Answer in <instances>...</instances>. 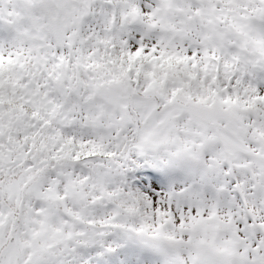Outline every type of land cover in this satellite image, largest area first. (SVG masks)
<instances>
[{
	"label": "snow or ice",
	"instance_id": "snow-or-ice-1",
	"mask_svg": "<svg viewBox=\"0 0 264 264\" xmlns=\"http://www.w3.org/2000/svg\"><path fill=\"white\" fill-rule=\"evenodd\" d=\"M0 264H264V0H0Z\"/></svg>",
	"mask_w": 264,
	"mask_h": 264
}]
</instances>
